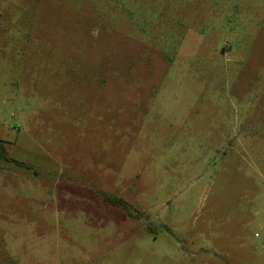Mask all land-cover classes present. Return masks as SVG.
Wrapping results in <instances>:
<instances>
[{
	"label": "rangeland",
	"instance_id": "obj_1",
	"mask_svg": "<svg viewBox=\"0 0 264 264\" xmlns=\"http://www.w3.org/2000/svg\"><path fill=\"white\" fill-rule=\"evenodd\" d=\"M0 140V264H264V0H0Z\"/></svg>",
	"mask_w": 264,
	"mask_h": 264
},
{
	"label": "trees",
	"instance_id": "obj_2",
	"mask_svg": "<svg viewBox=\"0 0 264 264\" xmlns=\"http://www.w3.org/2000/svg\"><path fill=\"white\" fill-rule=\"evenodd\" d=\"M4 154H5V147L2 145V141L0 140V157L4 156ZM104 199L114 204L121 205L128 213H130L129 215H132L129 210L128 203L125 200L110 196H104Z\"/></svg>",
	"mask_w": 264,
	"mask_h": 264
},
{
	"label": "built area",
	"instance_id": "obj_3",
	"mask_svg": "<svg viewBox=\"0 0 264 264\" xmlns=\"http://www.w3.org/2000/svg\"><path fill=\"white\" fill-rule=\"evenodd\" d=\"M255 236H256V237H259V234H258V233H256V234H255Z\"/></svg>",
	"mask_w": 264,
	"mask_h": 264
}]
</instances>
